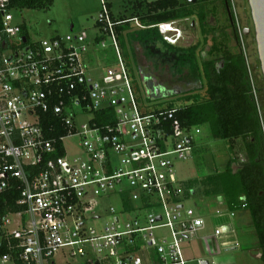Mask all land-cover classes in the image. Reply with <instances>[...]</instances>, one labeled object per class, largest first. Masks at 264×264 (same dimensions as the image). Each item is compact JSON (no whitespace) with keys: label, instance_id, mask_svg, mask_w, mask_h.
Returning <instances> with one entry per match:
<instances>
[{"label":"built area","instance_id":"1","mask_svg":"<svg viewBox=\"0 0 264 264\" xmlns=\"http://www.w3.org/2000/svg\"><path fill=\"white\" fill-rule=\"evenodd\" d=\"M100 3L94 27L110 38L116 69L105 56L96 55L98 64L93 57V43L106 47L102 36L90 40L82 29L31 39L15 21L21 10L0 0L3 205L17 193V210L0 213V264H188L183 244L204 227V216L185 207L196 187L175 172L177 161L192 157L202 128L178 125L176 108L150 110L139 99L134 80L141 76H130L114 28L121 21L112 18L107 0ZM235 21L252 82L246 35ZM157 28L170 44L181 38L175 21ZM100 68L99 75L88 74ZM74 137L79 149L69 155L65 141ZM212 234L220 250L238 247L221 226ZM201 243L207 253V237Z\"/></svg>","mask_w":264,"mask_h":264},{"label":"trees","instance_id":"2","mask_svg":"<svg viewBox=\"0 0 264 264\" xmlns=\"http://www.w3.org/2000/svg\"><path fill=\"white\" fill-rule=\"evenodd\" d=\"M52 2L11 0L10 5L17 10L41 9ZM217 2L223 5L229 24L220 28L209 22V17L215 18V8L210 6ZM129 5L132 12L126 17L114 15L108 3L112 18L121 21L119 24L115 22L114 28L130 76H138L140 64L135 52L137 43L148 56L160 63H171L178 73L186 68L188 77L197 80L195 84L190 81L191 86L195 85L192 92L177 96L176 101H163V109L176 108L175 120L178 125L207 128L212 137L227 140L230 148L236 141H241L244 161L236 162L231 157L222 170L190 180L189 185L196 187V194L222 197L228 210L244 208L249 212L264 263V84L262 77L255 72V67L249 65L251 82L245 56L239 49L231 0H130ZM189 18L197 20L202 43L207 44L208 39L211 40L208 57L201 55L198 58L197 43L179 47L168 43L159 33L158 24ZM135 19L145 28L131 29ZM219 37H222L221 44L218 43ZM230 38L235 41L236 50L229 47ZM104 53L98 51L96 55L103 58ZM134 85L137 92L144 91L142 83L140 86L134 80ZM139 99L142 100L143 96L140 95ZM144 99L149 101L146 96ZM177 102L182 104L178 105ZM97 121L103 123L100 118ZM16 198L17 193H12L3 205L4 196H0V213H4L7 206L17 210ZM4 251V248H0V254Z\"/></svg>","mask_w":264,"mask_h":264},{"label":"rangeland","instance_id":"3","mask_svg":"<svg viewBox=\"0 0 264 264\" xmlns=\"http://www.w3.org/2000/svg\"><path fill=\"white\" fill-rule=\"evenodd\" d=\"M111 5V11L114 15L130 16L132 9L130 8V0H107ZM183 1V0H181ZM100 0H53L52 4L46 8L41 9H23L21 11H15V21L18 23H24L28 32V36L31 39L49 38L54 35H64L70 31V25L73 24V31L85 30L89 36V39H94L96 36H102L104 38L106 47L99 49L96 43L91 46L95 47L97 51H105L104 56L107 66L116 69L117 62L116 56L111 47V40L107 36H104L97 27H94V19L100 10ZM231 6L233 15L239 24L245 28L250 29L248 36H245V50L247 54V60L250 65L255 67V72L261 77V70L259 66L256 43L254 39L253 23L250 16V7L248 0H231ZM210 7L215 8L214 17H209V22L216 28L229 25L227 22L226 13L223 5L220 2ZM181 30V38L176 43L179 47H188L193 44H199L197 56L208 57V53L211 46V40L208 39L207 44L202 43V35L200 33V27L195 18H189L180 21L175 25ZM135 24L131 29H135ZM230 31V30H228ZM220 32H218L219 34ZM221 38H218V43L221 44ZM229 47L232 50H236L237 46L233 39L230 38L228 42ZM135 52L139 57V69L138 75L141 76L142 72L151 74L155 79H159L166 83H177L184 80V82L191 81L193 84L196 79L189 78V71L184 68L182 73H178L176 68L171 63H160L156 58H151L145 52V49L140 44H135ZM96 58V64L101 60L93 54ZM102 72L100 69H89L88 74L90 76H97ZM141 78V77H140ZM140 78H137L140 83ZM195 86V85H194ZM194 86L182 91V94H189L192 92ZM143 98L146 96L142 90ZM179 96V95H178ZM177 96H171L165 99L158 100H146V106L151 110L160 106H164L163 101H176ZM178 105L182 104L177 102ZM90 114L79 115V122L85 123L90 118ZM78 138H69L65 141L66 148L69 155H74L77 147ZM80 157L85 158L82 153ZM233 157L236 162L245 160V156L241 149V141L235 142L233 148H230V144L227 140L216 139L211 136L207 128L202 129V133L197 136L194 153L191 158L185 161H177L175 163V172L181 180H192L201 178L207 174L213 173L217 170H222L229 158ZM236 165V164H235ZM109 203L119 207L116 198L111 197ZM193 207L204 216L205 224L209 226L213 231L214 227L221 226L226 232V238L228 240H236V234L232 231L231 220L227 219L225 214L228 213L226 203L217 201V197H206L200 193H197L195 197L189 201H185V207ZM235 214V213H234ZM243 218V219H242ZM234 222L237 225L238 233L242 241V248L236 250H220L217 247L216 241L210 240L208 246L211 248L210 256L216 255L219 263L226 262L227 260H234L236 264H250L254 263L253 257L254 250L252 247V240L255 237L254 227L251 225V217L247 210L237 211ZM229 221V222H228ZM249 224L248 227L244 226V222ZM251 230L250 233H246V230ZM253 237V238H252ZM196 237H193L189 242L183 246V254L187 259H193L189 264H201V252ZM226 251V252H225ZM217 262V263H218Z\"/></svg>","mask_w":264,"mask_h":264},{"label":"water","instance_id":"4","mask_svg":"<svg viewBox=\"0 0 264 264\" xmlns=\"http://www.w3.org/2000/svg\"><path fill=\"white\" fill-rule=\"evenodd\" d=\"M195 0H189L194 2ZM250 7V16L253 23L254 39L256 43L257 56L261 70L262 82L264 84V0H248ZM73 24L70 25V30ZM250 29L245 27L244 34L248 36ZM25 40V38L23 39ZM142 85L146 97L150 100H158L169 98L174 95L181 94L180 90H168L163 85L158 84L150 75L141 73ZM219 202L223 201L222 197L217 198ZM202 264H208V261H203Z\"/></svg>","mask_w":264,"mask_h":264},{"label":"crops","instance_id":"5","mask_svg":"<svg viewBox=\"0 0 264 264\" xmlns=\"http://www.w3.org/2000/svg\"><path fill=\"white\" fill-rule=\"evenodd\" d=\"M108 2V1H107ZM109 3V2H108ZM180 21H182V20H177V21H175V25H177V23H179ZM180 29V28H179ZM72 31H73V27H72V29H71ZM180 32H181V30H180ZM180 40V39H179ZM178 40V41H179ZM177 41V42H178ZM190 82V81H189ZM187 83V82H186ZM191 84L192 83H190L188 86H187V88L186 89H188V88H191L190 86H191ZM185 91V90H184ZM178 95H180V94H178ZM178 95H174V96H178ZM195 149V148H194ZM195 179V178H194ZM193 180V179H192ZM190 181V180H189ZM217 201H218V199H217ZM223 202V201H222ZM242 210H246V209H244V208H241L240 210H236V211H233L235 214H236V212L237 211H242ZM228 211H230V210H228ZM235 214H234V216L233 217H235ZM233 217L232 218H230V219H228V220H231V223H232V231L234 230V233L236 234V242H237V244H238V247L237 248H239V249H241L242 247V241H241V238H240V234L238 233V230H237V225H236V223L234 222V220H233ZM243 219V218H242ZM229 222V221H228ZM244 226H246V227H248L249 226V224L247 223V221H246V224H245V222H244V224H243ZM251 225L253 226V224H252V222H251ZM210 227L209 226H207L206 224H204V227H203V229L201 230V231H199L198 232V234L196 235V240H197V243L199 244V247H200V252H201V258H207V259H214L216 262H218L217 261V256L216 255H211L210 256V252L212 251L211 250V248H210V250L206 253L205 252V250L203 249V246H202V243H201V237H207V241H208V243L210 242V240L212 239V241H213V239L215 240V238L213 237V234H212V231L209 229ZM255 230V229H254ZM251 232V230H249V229H247L246 230V233L248 234V233H250ZM254 234H255V237H256V232L254 231ZM253 238V237H252ZM216 241V240H215ZM189 242V241H188ZM187 242H185L184 244H186ZM184 244H183V246H184ZM252 248L251 249H253L254 250V253L252 254L253 255V257L255 258V260H253L254 261V263H250V264H264L263 263V261L261 260V252H260V249L258 248V244H257V239L255 240V238L252 240V246H251ZM236 248V249H237ZM235 249V250H236ZM233 250V249H232ZM227 251V250H226ZM225 251V252H226ZM187 259V258H186ZM189 262H188V264L190 263V262H192V260L193 259H187ZM218 264H236V261H234V260H227L226 262H223V263H219L218 262ZM247 264V263H246Z\"/></svg>","mask_w":264,"mask_h":264},{"label":"flooded vegetation","instance_id":"6","mask_svg":"<svg viewBox=\"0 0 264 264\" xmlns=\"http://www.w3.org/2000/svg\"><path fill=\"white\" fill-rule=\"evenodd\" d=\"M154 80L158 82V84L166 87L168 90H180L181 92L186 90L187 86L191 83V82L186 83L184 81H179L177 83H166V82H162L159 79H155V78Z\"/></svg>","mask_w":264,"mask_h":264},{"label":"bare ground","instance_id":"7","mask_svg":"<svg viewBox=\"0 0 264 264\" xmlns=\"http://www.w3.org/2000/svg\"><path fill=\"white\" fill-rule=\"evenodd\" d=\"M169 30H172L171 28Z\"/></svg>","mask_w":264,"mask_h":264}]
</instances>
